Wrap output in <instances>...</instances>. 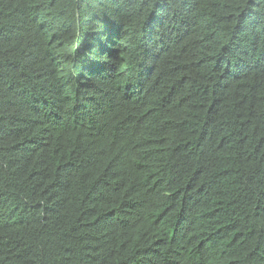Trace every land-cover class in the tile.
Masks as SVG:
<instances>
[{"label":"trees","instance_id":"obj_1","mask_svg":"<svg viewBox=\"0 0 264 264\" xmlns=\"http://www.w3.org/2000/svg\"><path fill=\"white\" fill-rule=\"evenodd\" d=\"M0 264H264V0H0Z\"/></svg>","mask_w":264,"mask_h":264}]
</instances>
